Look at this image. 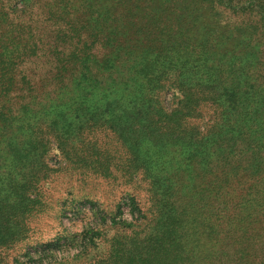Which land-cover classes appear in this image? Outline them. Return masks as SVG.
I'll list each match as a JSON object with an SVG mask.
<instances>
[{"label":"rangeland","instance_id":"1","mask_svg":"<svg viewBox=\"0 0 264 264\" xmlns=\"http://www.w3.org/2000/svg\"><path fill=\"white\" fill-rule=\"evenodd\" d=\"M37 1L22 18L32 14V31L38 29L45 37L55 36L69 21L80 22V15L92 14L93 19L98 11L101 18L122 11V0H69L71 6ZM167 5L174 7L176 17V3ZM207 5L203 4L206 11ZM179 9L185 14L183 5ZM204 17L199 19L195 13L193 28V40L207 48L200 60L183 58L178 72V58H174L173 67L148 75L142 87L134 78L115 86L105 71L103 85L80 80V74H75L76 80L59 90L63 87L59 82L63 73L57 72L61 64L48 45L26 39L10 55L0 43V52L7 53L5 61H11L15 69L9 93L0 92V264H163L167 248V262L185 264L187 257L177 256L180 247L177 237L173 239L176 231L178 236L188 225L194 228L198 248L206 245L208 254L217 251L212 243L218 230L206 223L210 213L203 212L227 190L221 158L209 163L204 154L215 151L209 146L211 137L237 128L245 114L225 111L218 100L220 82H226L227 75L219 72L223 62L217 54L227 59L249 48L231 38L235 33L223 27L226 23L210 27L212 16ZM188 21L182 34L191 28L193 21ZM210 28L223 30L229 40L213 47L215 38H210L207 44L205 33ZM5 30L0 23V34ZM138 34L141 39L145 35L140 29ZM53 36L55 44L58 40ZM117 46L106 47L104 38H98L90 49L97 59L116 53L122 65L136 70V60L128 66ZM93 70L97 72V67ZM216 77L217 86L208 91L214 103L202 94ZM146 87L154 89L147 94ZM56 89L59 97H45ZM127 93H133V99L126 100ZM239 164L245 171L237 174L228 168L230 176L236 174L242 181L250 174V183L260 179L254 157ZM168 193H173L181 213L170 200L164 204ZM162 209L161 224L154 229L153 219Z\"/></svg>","mask_w":264,"mask_h":264},{"label":"trees","instance_id":"2","mask_svg":"<svg viewBox=\"0 0 264 264\" xmlns=\"http://www.w3.org/2000/svg\"><path fill=\"white\" fill-rule=\"evenodd\" d=\"M55 1L58 4L71 6L69 0ZM71 1L74 3L73 0ZM159 1L143 0L142 4L140 0H135L126 4L122 0V11L119 14H115L114 10L101 18L98 11L93 19L92 14L80 15L82 17L80 22L69 21L65 27L56 32L55 36L53 33L45 37L46 34H42L38 29L36 33L32 31V14L28 19L22 18V14L33 11L37 0L27 4L24 0H0V23L6 25V30L0 34V43L10 55L15 54L26 39L27 42L42 41L48 45L50 54L61 64V67H57V72L63 73L59 81H62L63 87L59 90L67 89L69 82L76 80L75 74H80V80L88 78L103 85L105 82L102 77L105 71L112 77L109 83L115 86L121 87L124 80L130 82L134 78L136 84L142 87L148 75H156L159 71L164 72L163 70L173 67L176 61L174 58H178V72L182 69L183 58L187 61L191 57H196L193 61L200 60L199 55H203V51L207 48L201 44L198 46L197 41L193 40V28L197 25L195 13L199 19H205L206 13L212 16L213 24L210 27L214 24L226 23L223 27L235 33L231 38L242 44L241 46L248 47L249 51L243 52L242 49L237 53V57L235 52L227 59L217 54L221 56L219 60L223 62L219 72L221 75H227L226 82H231L230 87L225 80L220 82L222 93L219 92L218 100H222L221 105L225 106V111L245 112L237 128L232 127L226 135L218 134L209 139V146L215 148V151L204 154L209 163H212L214 158L220 157V165L224 169H221L224 174L221 178L227 192L218 201L215 200L217 202L214 206L203 212L210 213V216L206 217V223L209 221L211 228L218 230L219 236L212 243L213 246H218V249L211 250L208 254L206 247H203L206 245L198 248L194 228L191 225L185 226L178 236L176 231L173 242L177 237L180 247L177 256H186L185 264H264V0H256L257 3L253 0H163L158 4ZM173 1L178 10L176 17H173L174 7L169 8L167 5L174 3ZM205 2L208 3L207 11L203 6ZM20 3L24 6L22 9L18 8ZM233 4L237 6L234 7ZM180 5L184 6L185 14L179 9ZM221 10L229 12L231 17H224ZM51 11L49 10L50 13H54V10ZM110 20L112 23L109 22ZM187 20L193 21L191 28L182 34V29H186L183 27ZM121 28L124 30L122 31ZM139 29L145 34L142 39L138 38ZM222 32L223 30L215 32L210 28L205 33L209 38L206 43H210V38H215L213 47L219 43L224 44L229 38L224 36L225 32ZM172 35L176 36L173 44ZM52 36L54 40H58L57 43L51 41ZM146 36L147 38L144 39ZM98 38H104L106 47L110 44H118L116 50L121 48L124 51L123 57L129 63L128 66H134L133 61L136 60V70L122 65L121 58L113 52L102 59L93 57L90 47L97 43ZM210 52L211 50L208 49L205 55ZM227 56L226 54L225 57ZM6 57V52H0V84H2L0 92L7 94L10 87L8 84L12 83L14 78L10 74L15 69L11 61H5ZM94 67H97V72L93 70ZM217 79L218 77L202 94L204 99L214 103L217 101L208 91L215 89ZM52 85L54 82L51 80L50 86ZM115 86H113L114 90ZM240 87L249 90L241 94V91H238ZM153 89L146 87L145 93L150 94ZM57 92L56 89L45 97L57 98L60 95ZM128 98L133 99V93H127L126 100ZM134 102L137 104L136 100ZM245 104L246 106L240 108ZM249 156L259 162L256 172L259 173L260 179L255 180L252 177L255 182L250 183V174H247L248 176L242 181L236 174L235 177L230 176L231 173L226 169L229 168L237 174L240 171L244 172L245 168L239 164V161H246ZM169 200L174 209H178V213L183 211L176 206L173 193H168L164 204ZM159 203L161 205V200H158ZM156 213L153 219L154 229L161 224V215H164L163 209L162 212L157 210ZM198 214L202 216V212ZM162 250L164 251L165 248ZM166 256H169L168 248L163 264H170Z\"/></svg>","mask_w":264,"mask_h":264}]
</instances>
